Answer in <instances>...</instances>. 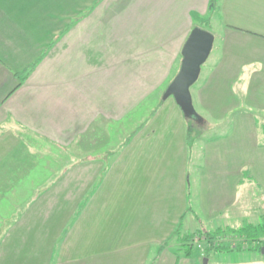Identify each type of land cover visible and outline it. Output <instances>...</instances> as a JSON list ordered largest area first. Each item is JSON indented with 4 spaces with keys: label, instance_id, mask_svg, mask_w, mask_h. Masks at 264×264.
<instances>
[{
    "label": "crops",
    "instance_id": "0c3cea01",
    "mask_svg": "<svg viewBox=\"0 0 264 264\" xmlns=\"http://www.w3.org/2000/svg\"><path fill=\"white\" fill-rule=\"evenodd\" d=\"M136 1L111 0L109 4L108 0L72 2L70 0L71 3L67 4L64 0H0V264H8L7 249L11 251L21 248V243L25 239L34 242L30 247L38 251L34 264H121L120 261L122 264L148 262L153 264L149 261L147 251L152 242L150 240L146 242L147 237L140 239V244H137L139 238L135 236L128 240L130 227L131 231L137 232L136 194L141 195L143 192L142 196H145L143 201L139 199L140 202H144L141 208L144 216L148 214L146 211H151L154 187L156 188L153 190L156 191L154 200L178 201L180 196L178 191L181 194L183 190L187 202L185 186L176 184V178H185L188 169L186 146L189 142L181 129H169L168 133L165 131L156 133L154 130L145 133L148 136L146 139L149 147L147 148L145 142L146 145H143L142 149L146 151L143 153L144 156L147 153L149 160L152 151L162 146L155 145L153 149L150 142L153 136L165 138L162 148L165 147L163 150L167 153L169 150H166V145L168 146L171 136L170 131L175 133L177 144L183 143L184 149L180 147L179 152L176 150L177 153L172 160L167 158L166 162L162 161L159 164L157 177L161 180L160 188L148 178L137 183L134 168L138 161L134 157L131 160L130 152L135 148L130 149V144L118 151L110 161H103L105 142L109 144L113 141V136H120V131L114 132L113 128V123L119 119L114 120L113 109L107 107L108 111H105L104 107L116 105L117 98L113 102L114 98L109 97L110 94L105 90H108V87L111 89L108 82L104 84L105 61L101 62L102 73L99 76L94 75L89 83L86 50L80 49L78 42L82 36H88L87 25L90 17L98 16L96 29H101L100 24L109 12L104 10L105 7L112 9L111 13H114L115 9L120 10V6L125 5L124 2ZM149 1L151 3H148L147 13H150L152 8L159 9V15L151 12V16L161 17L162 9L158 8V0ZM174 1L162 0L161 7L169 5L174 7ZM215 2L214 5L213 0L189 2L182 11L176 12L180 19L177 25L184 23L181 16L185 10L193 19H199V16L207 14L210 7H217V4L221 10L222 8L226 10L224 14H228V11L237 15L250 12L256 22L264 24V0H215ZM88 8L94 10V14L84 19L79 17ZM169 8L171 7L162 11H168ZM226 24L235 31L230 30L229 38L238 37L260 48L264 46L263 29L246 31L233 25L237 24L233 20L227 21ZM262 27L264 28V25ZM244 32L261 39L241 36L240 34ZM244 48L245 51L248 49ZM233 50L241 54L244 52L243 48ZM251 51L263 52L264 49ZM247 62H251L248 57ZM113 66L111 62L109 67L112 69ZM218 73L214 79H209L204 87L196 91V97L203 98L204 91L212 90L214 82L223 84L229 79L231 81V78L221 75V70ZM97 76L101 78L98 79ZM258 78L262 80V76ZM263 80L259 82L258 88L264 86ZM254 85L253 83V86H250L251 89L255 88ZM227 89L230 90L229 87ZM229 97L235 100L233 103L236 105L243 104L238 94L229 92ZM176 107L180 110L178 106ZM109 113L111 115L107 119L110 122L105 124L104 114ZM180 113L181 121L186 122L181 110ZM222 114L217 115L219 119H216L221 120ZM244 119L249 126V119L246 117ZM134 133L132 135L136 138L138 134ZM176 147H173L174 152ZM115 148L119 147L115 145ZM116 151L113 146L109 150L113 153ZM138 154L140 155V152ZM146 162L148 161L143 162L144 167L150 168V164ZM232 166L226 168L231 170L236 167ZM162 167H166V174L160 172ZM238 167L237 165V169ZM93 169H99L94 177L90 174ZM241 170H244V166H241L240 172ZM228 172L229 177L226 176L227 179L223 181L221 193L213 192L215 193L213 213L211 212L209 216H213L214 227H226L230 222L227 215L223 218L224 213L234 204L233 195L231 193L229 195L227 186L229 184L239 186L243 182L240 177L235 180L232 175L230 176L232 171ZM154 175L156 176V173ZM137 184L144 187L137 189ZM65 185L69 187L63 188ZM94 189L95 194L89 196ZM57 191L64 201L77 200L81 203L67 209L63 206L53 211L50 208H41L43 203L50 206L52 199L57 200L55 196ZM76 192L82 193L81 197H78ZM169 192L171 195L168 198ZM96 201L113 202L115 206L100 212L104 209H97ZM92 206L94 210L90 209ZM174 207L173 205L172 208ZM179 207L182 208L181 205ZM172 208L173 217L176 216V212L175 210L172 212ZM126 210L128 215L125 213ZM186 212L187 210L180 216L184 217L187 215ZM113 217H117V220L114 221ZM86 219L88 220L86 227H82ZM79 223L81 227H78ZM96 224L99 225V231H96ZM150 230L145 227L140 231L145 233ZM30 233L35 236L30 237ZM100 233L103 240L97 241ZM85 234H88L89 242L96 241L92 248L88 242L85 245ZM92 236L94 240H91ZM165 236L168 237V233ZM116 242L121 245L115 248L118 251L112 250L107 253L110 248L114 249ZM40 249L44 250L42 254L44 261L39 263L37 260L40 258ZM116 260L117 262H114ZM154 264H197V261L194 256L180 257L166 250Z\"/></svg>",
    "mask_w": 264,
    "mask_h": 264
},
{
    "label": "rangeland",
    "instance_id": "374dc122",
    "mask_svg": "<svg viewBox=\"0 0 264 264\" xmlns=\"http://www.w3.org/2000/svg\"><path fill=\"white\" fill-rule=\"evenodd\" d=\"M64 1L67 4L70 2V0ZM108 1L110 4L111 0ZM161 1L158 0V8L165 10L167 7H171L169 8L170 10L165 12L160 10L162 12L161 17L151 16L154 12L159 15V9L152 8V13H147L148 3H151L149 0H137V3L124 2L123 4L125 5L120 6V10L115 9L114 13H111L112 9L105 7L104 10L109 12L104 16V24H100V27L102 26L101 29H96L98 16L93 15L94 10L88 8L87 11L79 15L83 19L93 15L88 19V36H82L78 42L79 48L83 51L84 49L86 50L87 79L89 83H91L94 75L97 74L99 76L102 73L101 62L105 61L104 84L106 85L108 82L111 87V89L108 87V90H105L110 94L109 97L112 96L114 98L113 102L117 98L116 105L104 107L105 111H108V108L110 110L113 109L114 120L119 119L113 123V128L114 132L120 131V136H113V141H110L109 144L105 142L103 161H110L118 151L130 144V149L135 148L132 150L133 152H130L131 160L134 157L138 161L136 162L137 166L134 168V176L137 179V183L148 178L154 182L156 187L160 188L161 180L157 177L159 164L162 161L166 162L167 158L172 160L177 153L176 150L179 152L181 148L184 149L183 143L178 142L177 144L175 133L170 131L171 136H169L168 146L166 145V150H169L167 153L163 150L165 147L162 148L165 138L157 135L153 136V139L150 140L153 149L156 147L155 145L162 146L152 151L151 159L149 160L147 153L144 156L146 151L142 149L143 145H146L148 141L146 139L148 136L145 133L149 130H154L153 132L156 133H164L163 131L167 132L169 129H181L183 134L185 133L186 135L185 139L189 142V145L186 146L187 173L185 178H176V184L180 183L179 185H184L186 188L187 202L183 190H181V194L178 191L180 195L178 201H175V199L170 202L154 200V193L156 192L153 191L156 189L154 187L151 195L153 197L151 198V211H146L148 214L144 216L141 209L144 202H140L141 200L139 199L143 201L145 196H142L143 192L141 195L136 194L135 207L137 208V213L135 220L137 232L136 230L135 232L131 231L130 227L128 240L130 241L135 236L139 238L137 244H140V239L147 237L146 242L148 240L152 242L150 249H147V251L149 253V261L153 264L159 260L161 254L166 250L176 254L178 243L175 232L177 230H180L183 234L197 231L215 232L218 229H226L227 226L242 228L250 224L258 225L264 221V86L257 87L264 78V51H251L253 49H264V46L260 48L238 37L229 38L231 37H228L230 30L232 32L235 31L228 28L229 26L226 22L236 21L237 24L233 25L246 31H257L260 28L264 31L262 27L264 24L256 22L250 12L237 15L228 11V14H224L226 10H223V8L221 10L217 4V7H210L209 13L207 12L203 17L199 16V19H193L190 13L185 10L181 16V21L184 23L178 26L180 19L176 12L179 13L189 2L193 3L195 0H175L177 2H173L175 4L174 7L170 5L161 7ZM165 2H168V0H165ZM215 3V0H213V5ZM196 28H201L213 34L215 43L210 57L202 66L201 75L197 83L191 88L193 104L199 118L185 117L186 122H183L181 121L180 110L177 109V105L172 98L166 97V91L180 71L183 59L182 49L191 32ZM240 35L261 39L245 32ZM244 47L248 49L245 51ZM242 48L244 51L242 54L233 50ZM233 54H236V56H233ZM247 57L251 61V65L247 62ZM111 62L114 64L112 69L109 67ZM220 70L222 72L221 75L231 78V81L229 79L227 83L224 82L223 84L214 82L212 90L206 89L204 91L203 98L196 97V91L204 87L209 79H214ZM231 73H233L232 76ZM211 75L213 76L211 77ZM258 76H262V80ZM100 78L98 77V79ZM253 83L255 88L251 89L250 86H253ZM228 87L230 90L227 89ZM229 92L238 94L243 104L238 103L236 105L233 103L235 100L229 99L231 98L229 97ZM229 100L232 101L226 103ZM110 113L104 114L106 117L105 124L110 122L107 119L108 117L110 118ZM221 113H223L220 116L221 120H217L216 118L219 119L217 115ZM176 114L178 117H176ZM245 117L249 119V126L244 121ZM169 125L170 127L168 128ZM133 132L138 134L136 138L133 137ZM115 145L119 148L116 149ZM112 146L117 150L114 153L109 152ZM148 147L149 143H147ZM173 147H176L175 152ZM134 152L137 153L136 156ZM139 152L140 155L138 154ZM114 158L116 159L117 157ZM144 161H148L146 164L149 163L151 167L145 168L143 165ZM231 165L236 167L230 170L228 168ZM227 166L228 168H226ZM241 166H244V170L240 172ZM227 169L232 171L230 176L232 175L235 180L240 177L243 182L239 186L238 184H229L227 186L229 195L230 193L233 195L234 204L230 206L231 208L228 209V212L224 213L223 218H226L225 216L227 215V219L230 218V222L226 227H214L213 216H209L213 211V194L221 193L223 181L227 179L226 176L229 177ZM97 172H99V169H93L90 174L94 177ZM160 172L166 174V167L160 168ZM155 173L156 176L154 175ZM65 187H69V185H65L63 188ZM75 187L73 186V188ZM142 187L144 185H136L137 189ZM94 190L93 193H91L92 191L90 192L91 195L89 196L95 194L96 190ZM162 190L165 191L164 189ZM56 194L57 200L55 198L52 199L50 206L43 203L41 208H50L53 211L59 210L63 206L67 209L81 203L77 200L64 201L60 198L61 195H58V191ZM81 194L76 192L78 197H81ZM170 195L169 192L168 198ZM140 196L142 197L140 198ZM96 203L97 209H104L100 210V212L105 211L108 207L115 206L113 202L96 201ZM173 205L175 206L174 208H172ZM180 205L182 208L179 207ZM171 208L172 212L175 210L176 216H171ZM90 209L94 210L95 208L92 206ZM186 210L187 215L181 217L180 214ZM113 218H115L114 221L117 220V217ZM120 219H122V216ZM96 220L98 219L96 218ZM87 221L86 219L82 223V227H86ZM223 221L228 222L227 220ZM115 224H117V221ZM78 227H81V223H79ZM95 227L96 231L100 230L98 224ZM145 227L147 230L151 229L150 232L143 233L140 231ZM172 230L173 232H171ZM167 233L168 237L165 236ZM32 235L35 236V234H29L30 237ZM94 239L92 236L91 240ZM102 240L100 233L97 241ZM221 240L219 239L220 243L229 241L234 246L239 243L247 246V243L236 235L230 236L228 240ZM84 241L85 245L88 242L90 248L96 242H89L88 234L84 235ZM33 243L31 240L25 239L21 243V248L11 249V251L7 249L9 252L8 264H34L38 251L30 247ZM118 246L121 245L116 242L114 249L110 248L106 252L118 251L115 250ZM209 246H212V244L204 239L196 240L193 256L197 264H204L205 259H208V264H264V254L262 252L214 253L211 249V251L208 250L207 252ZM39 251L41 253L37 261L40 263V261H44L42 256L44 250L40 249ZM207 253H209V256L205 257ZM179 256L184 257L183 255ZM114 262H117V260ZM120 262L122 264V261Z\"/></svg>",
    "mask_w": 264,
    "mask_h": 264
},
{
    "label": "water",
    "instance_id": "95a60500",
    "mask_svg": "<svg viewBox=\"0 0 264 264\" xmlns=\"http://www.w3.org/2000/svg\"><path fill=\"white\" fill-rule=\"evenodd\" d=\"M215 37L201 28L194 29L182 49V64L178 75L166 91L185 117L199 118L193 104L191 88L197 83L202 66L207 62L214 49ZM264 254V248L262 249ZM208 264V259L204 260Z\"/></svg>",
    "mask_w": 264,
    "mask_h": 264
},
{
    "label": "trees",
    "instance_id": "16d2710c",
    "mask_svg": "<svg viewBox=\"0 0 264 264\" xmlns=\"http://www.w3.org/2000/svg\"><path fill=\"white\" fill-rule=\"evenodd\" d=\"M264 220V215H263ZM177 243L178 250L176 255H183L186 258H191L193 256L194 243L196 240L204 239L208 243L212 244L207 248L214 253H231V252H243V251H257L261 252L264 248V221L258 225L250 224L242 228H226L218 229L215 232L210 231H197L194 233L186 234L182 233L180 230H177ZM236 235L239 238H242L244 242L247 243V246L243 243L237 245H231V242H219V239L228 240L230 236ZM221 240V241H222ZM247 247V249H246ZM211 249V250H210ZM209 253L205 257H208Z\"/></svg>",
    "mask_w": 264,
    "mask_h": 264
}]
</instances>
